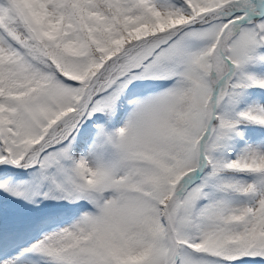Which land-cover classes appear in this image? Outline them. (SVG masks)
<instances>
[{
    "label": "snow or ice",
    "instance_id": "1",
    "mask_svg": "<svg viewBox=\"0 0 264 264\" xmlns=\"http://www.w3.org/2000/svg\"><path fill=\"white\" fill-rule=\"evenodd\" d=\"M0 264H264V0H0Z\"/></svg>",
    "mask_w": 264,
    "mask_h": 264
}]
</instances>
